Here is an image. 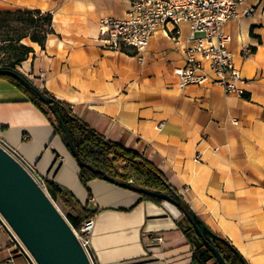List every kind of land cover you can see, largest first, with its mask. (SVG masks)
<instances>
[{
	"label": "crops",
	"instance_id": "obj_1",
	"mask_svg": "<svg viewBox=\"0 0 264 264\" xmlns=\"http://www.w3.org/2000/svg\"><path fill=\"white\" fill-rule=\"evenodd\" d=\"M244 8L253 13L223 26L235 66L254 79L240 97L215 84L179 88L173 70L184 65L187 24L180 25L177 40L158 30L139 62L134 49L107 50L99 39V20L124 18V0H0V12L37 9L52 17L53 32L43 48L22 42L33 51L18 70L69 104L90 129L150 162L205 227L247 264H264V0H244ZM242 44L253 48L250 55H242ZM0 137L36 176L93 212L89 250L96 264H202L194 256L214 264L174 205L140 201L138 193L100 179L83 185L76 160L51 123L3 78ZM0 264H34L15 252L1 219Z\"/></svg>",
	"mask_w": 264,
	"mask_h": 264
},
{
	"label": "built area",
	"instance_id": "obj_2",
	"mask_svg": "<svg viewBox=\"0 0 264 264\" xmlns=\"http://www.w3.org/2000/svg\"><path fill=\"white\" fill-rule=\"evenodd\" d=\"M128 4L126 15L122 19L102 18L98 23L99 39L107 50L132 48L139 62L151 37L158 30H166L172 40L180 36V25L187 24L189 33L182 48L184 65L174 68L179 88L188 85L215 84L225 94L244 96L253 85V78H245L233 62L229 49L230 37L223 32L228 20L239 19L253 13L252 8L240 10L244 0H124ZM253 48L242 44L243 56L252 53ZM236 124V121H233ZM163 122L156 124V129L163 128ZM0 148L15 159L33 180L45 191L42 177L35 175L34 168L22 162L17 152L3 142ZM199 160V153L195 154ZM3 226L9 232V242L16 253L30 257L27 250L0 216ZM78 243L91 259L89 253L90 237L94 230V219L88 217L78 229L69 223ZM155 240L161 242V237ZM31 258V257H30ZM33 260V259H32ZM12 261V258H9ZM34 262V261H33ZM35 264V262H34Z\"/></svg>",
	"mask_w": 264,
	"mask_h": 264
},
{
	"label": "trees",
	"instance_id": "obj_3",
	"mask_svg": "<svg viewBox=\"0 0 264 264\" xmlns=\"http://www.w3.org/2000/svg\"><path fill=\"white\" fill-rule=\"evenodd\" d=\"M11 24H16L17 26H12ZM0 29H10L14 32L13 36H4L5 38L1 42L15 44V54L12 59L7 62H0V78L20 88L25 93L27 100L45 115L51 123L54 133L61 138L67 150L70 152L71 147L73 148L75 155L80 163L83 164V166H79L78 172L79 180L83 185L91 179H100L133 192H135L133 188L147 189L168 196L176 192L167 183L162 174L144 157L105 139L90 129L75 117L69 104L57 100L48 91L39 89L18 70V65L33 51L31 47L23 44L22 40L37 43L43 48L47 36L53 32L50 13L41 12L37 9L1 11ZM124 51L126 50L124 49ZM72 156L75 159L73 154ZM86 166H90L91 170ZM42 181L48 195L71 211V213L66 214V218L72 227L78 229L85 219L93 215L92 211L78 208L76 202H71V199H68L69 194L67 191L61 189L47 178H42ZM126 184L131 185V187L128 188ZM139 196L140 201L162 202L161 199L143 194H139ZM177 208L184 215L185 213L194 215L181 198L180 205ZM196 219L199 220L197 217ZM204 226L200 221L199 227ZM206 240L216 250L225 264H247L240 253L228 241L217 234L213 233V236H207ZM202 246L204 248L203 254L207 256V259L212 260L214 264H218L203 242ZM89 253L93 264H96L90 250ZM193 261L205 264V260L201 262L196 256L193 257Z\"/></svg>",
	"mask_w": 264,
	"mask_h": 264
},
{
	"label": "water",
	"instance_id": "obj_4",
	"mask_svg": "<svg viewBox=\"0 0 264 264\" xmlns=\"http://www.w3.org/2000/svg\"><path fill=\"white\" fill-rule=\"evenodd\" d=\"M48 102V100H46ZM78 166H83L75 155ZM91 170L90 166H86ZM128 188L131 185L126 184ZM138 194L158 198L175 207L180 205L176 192L171 196L142 188H133ZM0 216L27 250L35 264H92L75 238L70 226L52 204L47 194L23 167L0 148ZM185 216L196 235L209 249L218 264H225L206 237L213 233L199 227L194 215Z\"/></svg>",
	"mask_w": 264,
	"mask_h": 264
},
{
	"label": "rangeland",
	"instance_id": "obj_5",
	"mask_svg": "<svg viewBox=\"0 0 264 264\" xmlns=\"http://www.w3.org/2000/svg\"><path fill=\"white\" fill-rule=\"evenodd\" d=\"M12 26H17L16 24H11ZM13 36L14 32H12L10 29H0V62H7L9 60L12 59L13 55L15 54L14 48H15V44L11 43L8 44L6 43H2L1 40L3 38H5L4 36ZM24 40H22L23 42ZM45 193L47 194L48 198L50 199V201L52 202V204L55 206V208L58 210V212L60 213V215L65 219V221L67 223L68 220L66 218V210L55 200H53L48 193L45 190Z\"/></svg>",
	"mask_w": 264,
	"mask_h": 264
}]
</instances>
